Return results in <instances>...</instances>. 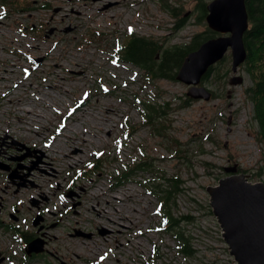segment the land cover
Masks as SVG:
<instances>
[{
    "label": "rangeland",
    "instance_id": "obj_1",
    "mask_svg": "<svg viewBox=\"0 0 264 264\" xmlns=\"http://www.w3.org/2000/svg\"><path fill=\"white\" fill-rule=\"evenodd\" d=\"M197 4L0 0V264H150L155 251L157 264L234 263L206 188L234 164L247 170L242 174L250 183L261 182L254 177L261 147L245 94L246 71L240 67L235 75L242 83L230 86L227 52L199 85L212 92L211 99L192 100L185 84L149 82L116 59L129 33L169 47L210 31L198 19ZM171 9L178 10L174 16ZM57 65L63 66L59 72ZM157 96L158 103L170 104L160 134L142 119V102L154 103ZM31 119L39 123L33 126ZM65 125H76L77 133H64ZM139 157L153 159L164 175L184 183L173 214L193 219L181 225L196 251L192 259L178 255L171 236L161 231L150 174L117 186L118 172ZM97 159L98 171L83 175ZM128 190L136 200L120 208L113 198ZM115 216H131L132 225L123 221L126 233L106 219ZM22 233L44 241L43 253L28 257Z\"/></svg>",
    "mask_w": 264,
    "mask_h": 264
},
{
    "label": "trees",
    "instance_id": "obj_2",
    "mask_svg": "<svg viewBox=\"0 0 264 264\" xmlns=\"http://www.w3.org/2000/svg\"><path fill=\"white\" fill-rule=\"evenodd\" d=\"M204 1L198 0L196 7L197 11H200L198 19L202 20L205 19L207 14L206 3ZM245 7L249 24V28L243 37L247 59L240 67L246 71L250 80V85L246 88L245 94L247 100L252 105V120L257 127L255 139L261 147V165L258 167V171L254 177L264 184V0H245ZM170 11L174 16L178 10L171 9ZM6 12L4 16L7 17L8 11ZM179 26H182V23ZM29 28L32 29L34 27L30 26ZM215 35V33L207 31L203 35L195 36L188 44L165 47L149 38L129 33L125 37L124 43L119 45L117 50L118 57L116 59L123 64L140 70L145 80L149 82L152 80L175 81L176 73L185 57L196 51L201 44ZM213 71L214 67H211L202 78V81L207 80ZM158 99L159 96L155 97L154 103L148 101L142 102L144 108L142 119L144 125L153 128L154 132L160 134V131H164V128H166V125L162 121L169 113L170 104L167 102L164 106L158 103ZM208 139L213 141L211 137ZM200 153L201 155L204 154L201 149ZM100 164V159H97L93 167L84 171L83 175L94 174L98 171ZM122 168L116 178L117 186L132 178H139L144 173L151 175L149 184H151L152 191L158 201L157 214L162 220L161 231L171 236L172 241L176 245L178 255L185 259H192L196 251L192 247L188 235L182 231L181 225L185 223L190 224L193 222V219L189 216L175 217L173 214L176 197L181 194L184 183L177 176L168 177L164 175V172L157 169L158 166L153 165V159L139 157V159H135ZM238 172L245 174L247 170L240 168ZM80 175L82 176L81 173ZM21 235L26 243L32 239L23 233ZM158 260V251H155L154 258L150 264H157Z\"/></svg>",
    "mask_w": 264,
    "mask_h": 264
},
{
    "label": "water",
    "instance_id": "obj_3",
    "mask_svg": "<svg viewBox=\"0 0 264 264\" xmlns=\"http://www.w3.org/2000/svg\"><path fill=\"white\" fill-rule=\"evenodd\" d=\"M206 11L207 28L219 36L188 54L175 78L189 87L186 96L192 100L211 99V93L199 85L208 70L224 60L227 52H230L234 74L229 80L230 86L242 83V78L235 74L247 59L243 40L249 28L245 0H209ZM52 33V30L48 32ZM224 173L226 176L216 186L206 188V192L229 255L233 264H264V184L250 183L249 177L238 173L236 164L224 168ZM37 220L33 226L38 224ZM44 245V241L34 239L27 243L25 254L28 257L41 254ZM3 259L0 257V263Z\"/></svg>",
    "mask_w": 264,
    "mask_h": 264
},
{
    "label": "bare ground",
    "instance_id": "obj_4",
    "mask_svg": "<svg viewBox=\"0 0 264 264\" xmlns=\"http://www.w3.org/2000/svg\"><path fill=\"white\" fill-rule=\"evenodd\" d=\"M10 2V1H9ZM226 58V57H225ZM242 66V65H241ZM63 68V66H60V65H57L56 66V69L58 70V72H59V69H62ZM55 73H57V72H55ZM81 79V78H80ZM79 79V80H80ZM54 90H56L57 91V89H58V86L56 87V88H53ZM212 93V92H211ZM49 105H51V104H49ZM31 106V105H30ZM51 108H53L52 106H51ZM33 110V109H32ZM31 110V111H32ZM40 115V114H39ZM88 115H90V114H88ZM38 117H41V116H37V118ZM36 118V117H35ZM40 119V118H39ZM84 119L85 120H87L86 119V116H84L83 117V119H81L80 120V124L79 125H82L83 123H84ZM34 121V122H33ZM40 121V120H39ZM111 122V120H109V121H107V123H110ZM30 123H33V126H34V124L35 125H37L39 122L37 121V120H32L31 119V122ZM31 126V125H30ZM107 127V126H106ZM80 128V127H79ZM107 128H109V127H107ZM67 131H70V132H73L74 134H76L77 133V126L76 125H74L73 127H71V128H67V126L65 125V129H64V133H66ZM109 131H112V130H109ZM37 135H40V134H37ZM84 138H85V136H83ZM63 138H66L67 139V137L66 136H63ZM87 139V138H86ZM85 139V143H88L89 141L88 140H86ZM74 145H76V141H75V143H73ZM76 147V146H75ZM69 158V157H68ZM72 160H73V158H72ZM132 192L130 191V190H128V191H125L124 193H123V195L121 196V198L120 199H118L117 197H115V198H113V201H114V203L115 204H117L120 208H122L123 206H124V204L126 203V201H128V202H131V201H133V200H136V196L134 195V194H131ZM102 197H105V195L103 194L102 195ZM110 203V202H109ZM104 213H106V211H103ZM110 213V212H109ZM115 213L116 214H118V215H120V210L119 209H115ZM112 214V213H111ZM135 214H139V212H135ZM112 216H114V215H112ZM99 217H101V214H99ZM116 217V216H115ZM118 217V218H117ZM116 218H111V217H108V218H106L108 221H109V224H112V226H113V229H115V230H117V231H119L121 234H124V233H126L127 232V230H122V228H124V227H126L127 225H126V223H124L123 221H128L129 222V224L130 225H132V221H131V216H125V217H121V216H117ZM121 221V222H120ZM129 227V226H128ZM131 227V226H130ZM130 227H129V229H130ZM131 244V243H130Z\"/></svg>",
    "mask_w": 264,
    "mask_h": 264
},
{
    "label": "flooded vegetation",
    "instance_id": "obj_5",
    "mask_svg": "<svg viewBox=\"0 0 264 264\" xmlns=\"http://www.w3.org/2000/svg\"><path fill=\"white\" fill-rule=\"evenodd\" d=\"M212 96H213V94H212ZM34 256V255H33Z\"/></svg>",
    "mask_w": 264,
    "mask_h": 264
},
{
    "label": "snow or ice",
    "instance_id": "obj_6",
    "mask_svg": "<svg viewBox=\"0 0 264 264\" xmlns=\"http://www.w3.org/2000/svg\"><path fill=\"white\" fill-rule=\"evenodd\" d=\"M0 15H2V14H0Z\"/></svg>",
    "mask_w": 264,
    "mask_h": 264
}]
</instances>
